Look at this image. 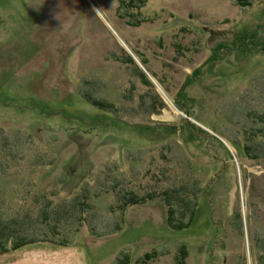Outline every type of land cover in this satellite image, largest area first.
<instances>
[{"label":"rangeland","instance_id":"374dc122","mask_svg":"<svg viewBox=\"0 0 264 264\" xmlns=\"http://www.w3.org/2000/svg\"><path fill=\"white\" fill-rule=\"evenodd\" d=\"M0 17V214L40 229L15 153L52 162L26 173L33 216L75 205L49 221L68 247L0 264H179L182 247L264 264V0H0ZM183 189L197 216L175 232L163 193Z\"/></svg>","mask_w":264,"mask_h":264},{"label":"trees","instance_id":"16d2710c","mask_svg":"<svg viewBox=\"0 0 264 264\" xmlns=\"http://www.w3.org/2000/svg\"><path fill=\"white\" fill-rule=\"evenodd\" d=\"M1 24H2V19L0 17V25ZM86 98L88 99V101H92V99H90L92 98L91 96L90 98L89 97H86ZM94 105L100 107L101 110L106 111L105 109L106 105L103 104L102 102L98 104L94 103ZM189 126H191L190 128H192V130L194 131L200 130L194 125H189ZM200 131L204 133L202 130ZM16 140L20 141L18 138H16ZM25 159H27V162L24 165L19 166L18 164L24 161ZM31 159L32 158L30 156L27 157L23 155L22 153L21 154L15 153L9 156V160H7V163L4 165H6V167H9V170H13V174L7 175V176L9 177L15 176L16 179L18 177V180L15 183L16 186H13V188L17 190L18 193L19 192L22 193L23 191L27 190L26 197L22 198L21 201L19 200V203H22V206H27L28 203L26 200H28L30 196H33L32 204L34 205V207H31L30 209H26L30 213L27 216V220L28 219L30 220L29 227L30 226L33 227L32 223H35V225L39 227L40 229L39 230L35 229L37 233L30 236L27 230H23L25 228L23 227L24 221L22 222L19 219L14 221L15 224L19 226L18 227V229L20 230L19 231L18 229H15L13 227L14 222H12V220L9 221L7 217H5L3 214H0V255L8 253L10 251L21 250L28 246L35 245V244H41V243H49L50 245H54V246L68 247L70 245V242L72 241V240L67 239L66 236H62V233L59 231L58 225L62 224L60 222L61 220L59 217H54V219L57 220L55 221L54 225H52L53 221L52 222H49V221H50V216L55 215L57 213H59L60 215L64 214L67 216L71 214L73 210L72 208L75 207L74 204L66 203L61 208H59V210H56V209H51L52 202L47 201L44 203V206L41 210L42 215L33 216L34 208L36 207V205L40 207L39 202L46 199L45 198L46 194L44 195L40 193L39 195L34 196L33 195L34 190L32 191L28 190L26 186L27 184L25 183V178L27 179V174H28L27 171L33 170L37 167L46 168L47 166H50L52 162L50 164L43 163L41 165L42 160L37 161V159H34V162H31ZM0 166L2 165L0 164ZM0 177L1 178L4 177L2 173L0 174ZM33 180L35 181L34 177L31 179L30 184L33 185L32 188L35 189L36 181L34 182ZM8 181H9L8 177L5 176L1 182L4 183ZM23 181H24L25 186L22 185ZM163 195L165 197V204L168 209L167 223H168L169 228L175 232H184V231L189 230L192 227L193 223L195 222V219L197 216V209H198L197 203L191 204L185 201L184 199V196L186 195L185 189H183L182 191L181 190L180 191L168 190V191H165ZM0 196H1V193H0ZM20 196L22 197L23 195H20ZM151 198H154V194L152 196H149L147 199L145 197L144 199L141 198L139 200H133L134 203L128 204V205L144 204L148 200H152ZM80 204H81V207L85 206L84 203L83 204L80 203ZM236 219H238L237 223L241 227L242 225L241 215L237 214ZM41 224L44 225L45 227H42ZM47 226L49 227L48 229H47ZM43 229H46V230H43ZM179 254L180 255L178 257V263L185 264V259L188 257V252L186 248L185 247L180 248ZM156 257H157V254L153 253V254L147 255L146 259L148 261L150 260L153 261L156 259Z\"/></svg>","mask_w":264,"mask_h":264},{"label":"water","instance_id":"95a60500","mask_svg":"<svg viewBox=\"0 0 264 264\" xmlns=\"http://www.w3.org/2000/svg\"><path fill=\"white\" fill-rule=\"evenodd\" d=\"M137 61V60H136Z\"/></svg>","mask_w":264,"mask_h":264}]
</instances>
